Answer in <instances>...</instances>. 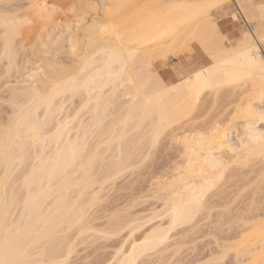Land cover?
<instances>
[{"label": "bare ground", "instance_id": "bare-ground-1", "mask_svg": "<svg viewBox=\"0 0 264 264\" xmlns=\"http://www.w3.org/2000/svg\"><path fill=\"white\" fill-rule=\"evenodd\" d=\"M141 1L144 6V0H107L104 9L107 6L109 8L106 9L109 23H104L105 21L101 23L94 18L89 26H85L87 29L84 30L82 27V35L79 34L81 27H73L66 21L60 33L62 31L67 37L70 50L73 51L78 45L80 48V44H76L83 41L82 50L80 53L76 52L77 57H73L71 63L65 66L56 68L50 65L51 70L49 68V72L44 74L45 79L42 76L40 78V75L36 76V73L33 74V84L30 87L13 91L8 95L12 116L5 124L0 125V264H65L62 261L68 260L65 258L73 253L72 250L77 245L73 243L71 236L77 233L75 236L80 238L91 226L87 222L90 217L88 209L90 206L87 204L86 208L87 201L82 195H85L84 193L87 192L84 191L95 184L96 172L94 176L92 175L95 170L94 164L99 167L100 161L99 164L102 165L98 156L101 154L99 158L104 157L107 152L108 159L113 160H108L107 164L111 168L113 165L112 171L116 173L122 172L125 168L129 170L128 166L138 160L133 157H137L138 154L141 156L146 144L148 147L155 146L164 129L174 120L188 114L189 109L191 110L194 104L197 105L205 92L210 91L214 95L222 88L229 90L230 100L227 105L230 106L225 117L219 121L215 119L207 133L191 131L190 128L189 133L186 130L178 138L181 150L178 151L179 165L173 168L175 175L172 174L173 178L170 179L167 175L165 182H162L164 177L161 181L157 176L160 183H157L156 194L152 191V194L161 200V207L158 209L160 212L151 210L148 221L161 216L158 221L145 226L139 236L129 237L128 247L122 249L123 247L120 246L115 251L112 261L109 263L105 261L106 264H138L142 257L148 259L151 254L155 256L161 254L170 243V237H173L172 230L175 232L177 228L185 230L184 232L187 230L194 232L195 228L199 230L197 224L202 215L209 213L208 208L212 210L210 195L216 199V193L211 191L217 188L219 180H223L221 178L226 174L234 176L241 173L242 176L244 171L245 178L250 172H252L250 176L257 173L255 174L257 177L259 172L264 171V120L260 119V114L264 112V99H262L264 67L261 66V60L264 59L262 49L264 43L259 39V34L264 32V11H262L264 2L263 5H255L253 0L236 1L238 9L247 13L254 28L251 29L248 25L250 28L248 32L244 31L236 43L227 48L222 44L225 35L219 31L215 21L208 18L211 16L209 12L211 9L222 7L228 0H169L170 4L161 7L157 12L148 8L145 15L141 13V17L139 15L137 19L138 24L135 21L136 24L132 28L128 29L126 26L127 28L121 29L119 16H123L124 13L128 18L130 10L129 14L126 11L134 6H138L133 8L136 10L140 6L144 8ZM253 9H257L261 18L253 12ZM32 10L36 19L35 31L34 29L33 31L36 32L38 39L30 41L31 45L27 47L28 49L30 46L31 49L36 47V43L37 46L38 44L42 46V37L47 36L45 34L49 23H57L52 14L54 11L52 4L43 2L42 6ZM27 12L20 16L0 15L2 41L0 52L9 62H12L16 55L13 45L15 36L17 37L21 27L28 25L31 20ZM231 15L236 17L234 12ZM133 17L135 18V15ZM131 18L132 15L129 20ZM205 19L209 20L208 33L204 34V38L212 49L211 51L210 47L207 48L211 51L209 55L211 62L200 63V66L189 75L169 85L164 84L155 72L152 75L146 58L147 53L144 47L141 46L142 48L139 49V45L155 40L157 43L159 39H166L169 36L177 40L178 33L190 36L189 39L192 36L194 38L193 29L197 25L194 24L193 28H190L191 36L188 33L191 23L198 20L199 27V24H202L200 20L205 21ZM243 19L248 24L244 17ZM205 28L204 26L202 29ZM30 35H27V39L31 38ZM245 35L248 43L252 45L251 51L242 43ZM168 45H171V42ZM207 49L205 48L206 51ZM209 51L207 53H210ZM213 98H217V95ZM73 99L78 102L76 106L78 110L72 111L71 116L66 109V101ZM82 114L85 119L81 118ZM149 151L148 154L152 155L154 150L150 153ZM256 161L261 162L257 168L254 165ZM98 167L96 170L100 174L103 170L99 171ZM262 177L264 179V175ZM255 179H250L255 183L253 185H256L257 181L258 183L262 181V178ZM156 182L155 180V185ZM251 182L248 181L247 185ZM79 186L83 190H78ZM72 187L76 189L75 192L73 190L74 196ZM213 187L216 188L212 189ZM96 190L93 195L94 191H91L90 197L93 198L89 199L91 204L99 196L97 192L99 190ZM76 191H79L78 196L75 195ZM253 197H250L252 204H254ZM261 202L263 203L264 200ZM247 205L251 206L248 202ZM261 206L263 205H255L256 208L246 206L244 213L248 216H244L243 213L246 221L243 222L239 233L242 234H240L241 239L244 236L242 240L244 245L239 244L241 242L239 238L236 243L244 247L236 252L240 255H249L247 257L249 262H245L246 264H264V206ZM127 216L124 218L127 221L120 222V227H123V223L127 227L130 226L128 232L132 235V232L139 230L138 226L143 225L145 221H140L141 216L139 218ZM116 217L118 218L119 214ZM124 219L120 220L124 221ZM138 219L140 222L137 221ZM120 220L117 219L118 222L113 223L118 226ZM148 221L146 220V223ZM114 224H111L112 227ZM112 227L110 226L109 230L108 226L97 230L99 231L97 235L100 234V237L104 234L110 235L112 230H116ZM92 229L93 226L90 231ZM68 230L71 232L70 237ZM91 232L90 234L87 232L88 236ZM236 243L232 246H236ZM98 264L102 263L98 262Z\"/></svg>", "mask_w": 264, "mask_h": 264}, {"label": "rangeland", "instance_id": "rangeland-1", "mask_svg": "<svg viewBox=\"0 0 264 264\" xmlns=\"http://www.w3.org/2000/svg\"><path fill=\"white\" fill-rule=\"evenodd\" d=\"M81 1L80 0L79 1L78 0H0V15H4V14L5 15H9V14L17 15L18 14L20 16L22 14H26L24 13L25 11L26 12L28 11L27 12L28 17L31 18L32 20V22H30L31 20L29 21L28 25L25 24L22 26L23 28L21 27V30H20L21 32L19 34L20 36L19 35L17 37L15 36L13 40L14 41L13 45H14L15 54H16L14 55L13 61L9 62L6 58H4V56L2 57L1 52H0V56L2 57V58L0 57V125L5 124L10 118V116H12L11 107L9 106L8 99H7L8 95L11 92L27 88V86L30 87L31 84H33L32 75L33 74L35 75V73H36V76L40 75V78L42 76V78L45 79L46 75L44 76V74H47V72H49L48 69L50 68V65H52L51 67L56 66V68L57 66L68 65L69 63H71V59L75 56L77 57V53H80V51L82 50L81 49L83 48V46H81L83 45L82 40L80 43L78 42L76 44V45L80 44V48H79V45L78 47L75 46V48L73 47L74 50L72 51L70 50L71 48L68 46L67 37L65 36L64 33H62V31H61L62 34L60 33V29L64 28L63 26L65 25L64 23L66 21H68L66 22L67 24H70L71 26L77 27V28L83 27L84 30L87 29L86 28L87 25L91 23L94 18L98 21H101V23L102 21H105L104 23H107V24L109 23V19L106 13V9H109V8L107 6L106 9H104V7L106 6L105 3L107 2V0H90L91 2L89 0H81ZM236 1L237 0H228L227 3L229 4V7L225 8L224 11H216V8L211 9L209 11L211 12V16L208 19L215 21L219 31L225 35V38H224L225 40L223 41L222 44L227 48L235 44L236 41L242 36L244 31L248 32V29L254 28L253 27L254 25L252 22H250L251 20L249 19V16L247 15V13L245 11L240 12V10L237 7ZM255 1L262 5L264 2V0H255ZM43 2L48 3V5L50 4L53 5L54 11L52 12V14L53 16H55L57 23H54V24L53 22L49 23L47 27L48 34L46 31H44L46 32V34L43 33V35L44 34L47 35L45 37H42L43 45L39 46L38 44L37 46V43H36L35 44L36 47H33V49L36 48L34 49L35 51L31 49L32 46H30V49L32 50L31 51L30 49L27 48L29 45H31L29 44V42L33 41V39L34 40L38 39L37 35H35L36 32H34L35 26H36V22H35L36 19H34L35 13H33L34 11L32 9L42 6ZM170 2L171 1L169 0H144V6H143V2L142 4L140 3L144 8H141V6L139 5L140 6L139 8H141V10L139 8H137V10L133 9L134 7L135 8L138 7V6H134L132 7V9L134 11L136 10L135 12L131 8L126 11V13H128V11L130 10L129 12L130 14L128 13L130 16H128V18L126 14L124 15V13H122L124 17L122 15L119 16L120 18L119 25L121 29H123L122 27H124V29L127 27L128 29L132 28L134 24L136 23L138 24L137 22L138 16L141 13H142L141 15L143 14L145 15L146 10L148 8H149L148 10L157 12L161 7L163 8L165 5L166 6L169 5ZM81 3L83 6L81 5ZM112 8L113 6L111 5V9ZM136 12H137V18H136ZM233 12L236 14V17H232L233 15L230 16V14H233ZM131 15H132V18L129 20ZM134 15H135V18L133 17ZM147 15H149V12H147ZM257 15L259 14L257 13ZM140 17H139V21H140ZM243 17L248 22V24L245 23ZM259 18H261L260 15H259ZM143 19L144 17L142 18V20ZM205 21L200 20V23L202 24H199V27H198V23H199L198 20L197 22H194L193 24L191 23L190 25L191 27H189V29L190 28L192 29L194 24H195L194 26L197 25V27H194L197 30L193 29V34L195 35L194 38L192 34L189 33L191 32V29L190 30L188 29V33L192 36L190 39H189L190 36L189 37L188 35L185 36L186 34H184V36L183 34L180 35L177 30V33H178L177 36L179 37V39H177V36H176L177 40H175V38H173L172 36H169L170 38L166 37V39L165 38L159 39L160 42L158 40L157 43H156V40L155 42L149 41L146 43H141V45H139L140 48L139 46L138 48L141 49L142 47H144L143 49L146 51L145 53H147L146 58L148 59L147 62H148V66H150L149 69L151 70V74L154 75V72H155V74L161 78L164 84L169 85L171 83L179 81L180 79L189 75L190 72L194 71V69L198 68L200 64H197L196 63L197 61L198 62L201 61L202 63H205V64L211 62L212 59H211V56L209 55L211 54L212 49L210 47V43L207 41L206 38H204V34L206 35V33H208L207 27L209 26V20H207L206 22ZM94 22H97V21H94ZM205 23L206 25H204ZM248 25L250 28L248 27ZM204 26L206 28L203 30L202 28H204ZM83 28L79 30V34L81 33V35H82L81 30H83ZM0 31H1V28H0ZM23 34L26 35V38H25V35ZM29 34H31L32 36L30 35L31 38L28 37L29 39H27V35L29 36ZM198 34H199V38H198ZM207 37L209 36L207 35ZM172 38L174 39V41L172 40ZM186 39L188 42L185 43ZM163 40H164V45H163ZM165 40H167L168 42L166 43ZM202 40H204L203 43H202ZM205 40L207 41V43H205L206 42ZM170 42H171V45H168V43L170 44ZM0 43H1L0 44V48H1V45H2L1 39H0ZM31 43L33 44V42ZM158 44L159 45L161 44V45L159 46ZM209 47L211 51L207 49ZM205 48L210 53H207L208 51H206ZM78 49H79V52H78ZM262 49L264 53V45H262ZM71 53L73 54V56ZM241 86H244V85H241ZM228 92L229 90L226 88L220 89L217 92V94H214L215 97L217 95V98H213L214 97L213 92L212 94L210 93V91L209 93L205 92L207 94L203 93V95H201L202 99L200 98L198 100L197 105L194 104L195 108L193 106L191 110L189 109L190 113L188 112V114H186L185 116L180 117L179 119H176V121L174 120L171 123V125H168L167 128L164 129L162 135L160 136L161 139L159 138V140L155 143L156 145L154 144L155 146L148 147V145L146 144V146H144V149L142 150L141 156H138L139 154L137 155V157L133 155L134 156L133 158L134 159L136 158L138 160H135L136 162H134L133 165L128 166L130 167L129 170L125 168V170L123 169L122 172L117 171L118 173H116V171L115 172L114 170L112 171L113 165L111 168V166H108L109 164H107V162H109L108 160L113 161L111 158L108 159L109 155H107L108 154L107 152L105 155L104 153H102L104 157H101V158L103 159L99 158L100 156H102L101 154L98 156V159L102 161L101 162L102 165L99 164L100 161L98 162V165L101 168H99L98 166H95L96 163L94 164L95 170H93V174H92L94 176L95 174L94 172H96V181L94 180V183H95L93 184L94 186L92 185V188L90 187V189H87V191H84V192H87V193H84L85 195H82L83 193L80 191L81 195L83 196V199H86L87 201L85 202L86 208L88 207V205L90 206L88 207L90 217H89V221L87 222H89L91 226L94 227L95 230L92 229L91 231L93 232H91L90 231L91 226H90L89 229L86 230L85 234H82L80 238L79 236L77 237L75 236L77 233L74 236H71L73 243L77 245L75 246V249L72 250L73 253L71 252L69 257L65 258L66 260L68 259L67 261L61 259L63 260L62 263L63 262L65 264H90V263L98 264V262L102 264L104 263L106 264V262L109 263L112 261L115 251L118 250L120 246L123 247L122 249H125L128 247L129 245L128 241H130L129 237L133 238V236L135 235H136L135 237L139 236L141 232L145 229V226L147 227L150 225V223H154V221L155 222L158 221V218L161 215H159V217L156 216L155 218H152L148 221V218L151 216V212L153 210L159 211L158 209H160L161 207L160 205L161 200L157 199L158 197L156 198L155 195L152 194V191L155 192L156 194L155 189L158 188L157 183H160V181L157 179L160 178V180L162 181L164 177L162 182H165L164 180H167L168 176L170 179V178H173L172 174L173 176L175 175L173 168L175 169L179 165L178 160L180 161V159H178V155H180V152L178 151L181 150L180 149L181 146L178 143V138L182 134H184L186 130L189 133L190 128L192 129L191 131H195V130L197 132L203 131L202 133L209 132V127L216 120L219 121L221 118L225 117V114L229 110L230 105H227L228 100H230V97L228 96ZM66 102H67L66 109L69 112V114L72 116L73 114L72 111L76 112L78 110L76 108V106H78L77 105L78 102L76 99H73L71 101L68 100ZM77 116H79V114ZM84 117H86L85 114H84ZM81 118H83V114ZM144 150H145V153H144ZM149 150L150 151L154 150L155 152L152 151V155H151V154H148ZM103 163L107 164V166L104 165ZM260 164L261 162L259 161L254 162V165L256 166V168L260 166ZM131 166L133 167L131 168ZM96 167H98L97 169L99 171L103 170V172L99 174V172L96 170ZM244 173L242 174V176H241V173L235 174L234 176H228V174H226L223 178H221L223 180L222 181L219 180L216 186L218 189L216 187H213L212 189L214 188L216 189L212 191L210 190L211 193L212 192L216 193L215 195L216 199L210 195L211 193L209 191L210 194L208 193V195H210L211 197L210 199L213 203V205L211 206L212 210H209L208 208L207 211H209V213L205 211V213H207V215L209 214L210 217L207 215L201 216V220H200L201 222L199 221L200 223L198 222L197 224L198 226L197 228L199 230L195 228L194 230L196 232L195 231L191 232L190 230H187L186 232H184L185 230H178L179 228H177L176 229L177 233L175 232V230H172L173 232H171V236L173 237H170V243L168 244L169 247L167 246V248H165L162 251L163 254L162 252L161 254L159 253L161 257H159V255L155 256L151 254L148 259L146 257H142V259L138 261V264L140 263L141 264H157V263L158 264H246L245 262H249L247 260V257L249 255L247 254L240 255V254H237L236 252V250L237 251L239 249L241 250V248L244 247V246L242 247V245H244L242 244V240L244 236L242 237V239L240 238L242 234L239 233V229L242 230V226H243L242 224L244 221H246V219H244L243 217V213L245 212V209H247L246 206H248L249 208L250 207L256 208L255 205L258 206L259 204L264 206V202L263 203L261 202L264 200L263 198L264 197V194H263L264 193L263 192L264 191V187H263L264 179L262 177L264 175V171L259 172L260 174L262 173L261 176L260 174L257 175V177L259 176L262 178V181L260 183H258L259 181L257 182L255 181L256 185H253L255 183L251 182V180H253V178L254 179L256 178L259 180L261 179V178L255 177L256 176L255 174L257 173H255L254 176L253 174H251L253 178L250 176V173L252 172H250L248 175L246 174L247 175L246 178L244 177L245 175ZM157 176H159V178H157ZM243 179H244V183H243ZM155 180L157 181L156 185H155ZM248 181L251 182L253 187H251V184L249 183L247 185ZM73 188L75 187H72V193L74 190ZM96 189L99 191H97ZM78 190H83V189L79 186ZM95 190L99 192V196L98 198H96L95 201H92V204H91L89 203V199L92 200L93 198L90 197V194H91V191H94L92 192V195H93V193H95ZM252 191L255 193V195L252 193ZM78 192L75 195L78 196ZM217 192H218V195H217ZM96 195L98 194L96 193ZM73 196H74V193H73ZM251 196H254L252 198V202H254V204L250 203ZM261 196L263 197L261 198ZM212 197H213V200H212ZM208 198L209 197H207V199ZM255 201H257L258 203L260 201V203L259 204L257 202L255 203ZM247 202L251 206L247 205ZM214 204H215V207H214ZM248 212H249V209H248ZM117 214H119L118 218L116 217ZM130 215L133 218H135L136 216L137 218H139V216L141 217L143 216L142 219L141 217L139 218L140 221L144 220L145 223H146V220L148 221L146 224L142 222V224L144 223L143 224L144 227L143 225L138 226L139 230L132 232L134 235L133 234L131 235V233L128 232L130 231V226L127 227L125 223L122 224L123 227H120L122 222L127 221V219L125 220L124 218H126V216L130 217ZM244 216H248V215L244 213ZM115 217H116V220L124 219V221L120 220L119 223L120 222L121 223L120 225L118 223V226H117L115 224L118 221L115 220ZM110 219L111 220L113 219L114 221H111ZM139 219L137 220L138 222H140ZM109 222L111 224H114L113 222H115L114 226L112 227V225ZM231 224L233 226H231ZM86 225L88 226V223ZM107 226H108V230L110 229L109 228L110 226L112 228H115L116 230L113 231L111 228L112 232L110 235L106 236V234L102 232L106 237H104V235L103 237L102 235L100 237V234L98 236L97 233H99V231L97 230L105 229V227L107 228ZM118 227H120L121 229L124 227L125 228L121 231L120 228L118 230ZM117 230L119 233H117ZM73 231H74V227H73ZM180 231H183L184 233ZM68 232L70 231L68 230ZM87 232L89 234L91 232V235L88 236L89 234ZM128 233L130 236H128ZM79 234L81 235V233H78V235ZM70 235H71V232L69 233V237ZM172 238L174 240H172ZM238 238L241 239V242L239 244H242V245L240 246L239 244L237 245L236 243L239 241ZM74 240H76V242ZM70 243L73 245L72 242ZM233 243H236V246H232ZM226 247H228V249ZM64 256L65 255H63V258ZM154 256H155V259H153ZM150 257H152V259ZM250 261H253V260H250Z\"/></svg>", "mask_w": 264, "mask_h": 264}, {"label": "snow or ice", "instance_id": "snow-or-ice-1", "mask_svg": "<svg viewBox=\"0 0 264 264\" xmlns=\"http://www.w3.org/2000/svg\"><path fill=\"white\" fill-rule=\"evenodd\" d=\"M262 11H264V9H262ZM259 39H260V41H261L262 43H264V32H261V33L259 34ZM242 43H244L245 46L248 47L249 50L251 51L252 45L248 43L247 35H245V38H244V40L242 41ZM252 55H253V58H254V53H252ZM261 66L264 67V59L261 60ZM262 99H264V97H262ZM260 119H261V120H264V112H262V113L260 114Z\"/></svg>", "mask_w": 264, "mask_h": 264}, {"label": "crops", "instance_id": "crops-1", "mask_svg": "<svg viewBox=\"0 0 264 264\" xmlns=\"http://www.w3.org/2000/svg\"><path fill=\"white\" fill-rule=\"evenodd\" d=\"M253 3L255 4V5H258V4H260V3H258V2H256L255 0H253ZM229 7V4L228 3H226V4H224L222 7L220 6V7H217L216 8V11H224V9L225 8H228ZM253 12L255 13V14H257L258 13V11H257V9H253ZM264 45V44H263ZM197 64H202V62L200 61V62H196ZM196 64V65H197ZM203 64H205V63H203Z\"/></svg>", "mask_w": 264, "mask_h": 264}]
</instances>
